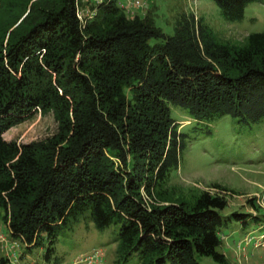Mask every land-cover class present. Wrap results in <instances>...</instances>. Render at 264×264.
I'll return each instance as SVG.
<instances>
[{
	"label": "trees",
	"instance_id": "trees-1",
	"mask_svg": "<svg viewBox=\"0 0 264 264\" xmlns=\"http://www.w3.org/2000/svg\"><path fill=\"white\" fill-rule=\"evenodd\" d=\"M82 1L0 0V208L11 236L46 241L60 264L61 230L84 217L118 229V264H231L219 250L226 198L167 187L182 137L172 107L201 122L264 119V32L222 42L184 17L166 37L120 0H90L94 16L81 18ZM213 1L235 22L260 0ZM38 111L53 114L55 135L4 139ZM0 264H12L1 250Z\"/></svg>",
	"mask_w": 264,
	"mask_h": 264
},
{
	"label": "rangeland",
	"instance_id": "rangeland-1",
	"mask_svg": "<svg viewBox=\"0 0 264 264\" xmlns=\"http://www.w3.org/2000/svg\"><path fill=\"white\" fill-rule=\"evenodd\" d=\"M91 4L90 0L82 1L80 14L84 12L85 19L90 17ZM146 15L166 37L175 36L177 23L184 17L194 21L196 30L199 26L209 27L222 42H242L251 34L264 32V0L248 5L243 18L235 22L226 21L213 0H153L130 17ZM159 42L152 40L151 44ZM172 116L182 137L178 134L179 166L171 171L167 187H177L185 196L202 191L224 196L228 207L223 215L229 218L220 231V252L231 264H264V119L241 123L224 115L212 122H201L176 107H172ZM57 131L53 114L38 111L7 131L4 139L30 144L48 139ZM143 198L148 207L154 203L144 191ZM235 214L245 216L237 219ZM4 215V209L0 208L2 256L8 257L12 264H56L54 258L45 257L46 241L43 247H32L12 237ZM117 233L115 226L100 231L92 221L82 217L72 227L61 230L56 257H61L60 264H118ZM199 262L216 264L207 257L199 258ZM121 264L140 262L132 257Z\"/></svg>",
	"mask_w": 264,
	"mask_h": 264
},
{
	"label": "built area",
	"instance_id": "built-area-1",
	"mask_svg": "<svg viewBox=\"0 0 264 264\" xmlns=\"http://www.w3.org/2000/svg\"><path fill=\"white\" fill-rule=\"evenodd\" d=\"M152 1L153 0H120L119 6L127 15L130 16V15H133V12L136 9H142ZM79 14H80V12H79ZM92 15L94 16V14L91 13L90 17ZM80 17L82 18L81 14H80Z\"/></svg>",
	"mask_w": 264,
	"mask_h": 264
}]
</instances>
